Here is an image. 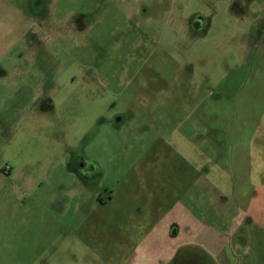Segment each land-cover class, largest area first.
<instances>
[{"label": "rangeland", "instance_id": "1", "mask_svg": "<svg viewBox=\"0 0 264 264\" xmlns=\"http://www.w3.org/2000/svg\"><path fill=\"white\" fill-rule=\"evenodd\" d=\"M263 5L0 0V264H264V221L240 257L218 202L264 161Z\"/></svg>", "mask_w": 264, "mask_h": 264}, {"label": "crops", "instance_id": "2", "mask_svg": "<svg viewBox=\"0 0 264 264\" xmlns=\"http://www.w3.org/2000/svg\"><path fill=\"white\" fill-rule=\"evenodd\" d=\"M264 6V5H263ZM263 144V143H262ZM264 145V144H263ZM263 152V151H261ZM261 152L257 151V155H260ZM264 158V154H263ZM152 163L146 164L150 166ZM250 180V187L254 190L253 195L249 199L247 205L245 206V209L236 212V210H231L230 212L228 209H230L228 206L231 207L230 203L231 201H227V197L224 196L222 199L219 197L218 202L222 203L224 202L223 206H226V213L227 217L225 220V225L228 224V231L230 232V246L232 247V250L237 253V255H240V257L245 255V248L242 247V244L247 243V236H249V229L251 230L252 227L256 226V222L264 221V161L262 165L257 164L255 167L252 168L249 176ZM219 203H203V209L206 213H208L209 218L211 217L213 220H216V216L218 214H222L221 208H218ZM177 204V203H176ZM176 204L168 205L167 211L164 215H168L170 212H172L174 206ZM182 206L181 209V215L182 218H193L192 216V210L191 208H188L186 205H183V203H179ZM202 204H198V209L201 207ZM196 207V208H197ZM224 210V209H223ZM225 211V210H224ZM192 212V213H191ZM202 217H204L205 220H207L206 215L203 211H201ZM162 218V217H161ZM163 219V218H162ZM259 229V225H258ZM153 229L149 234H152ZM183 232H186V227H183ZM209 232H214L213 226L209 228ZM249 232V233H248ZM203 233L197 232L194 237L199 238H207L206 235H202ZM194 235V233L192 234ZM147 237V236H146ZM145 237V238H146ZM144 238V239H145ZM233 242V243H232ZM203 243H206L203 242ZM232 243V244H231ZM199 247L196 244V241L193 240L190 244H183L182 247H179L177 249H174L175 252L170 253L169 258L164 260V264H216L215 261L211 258L209 248L204 246ZM236 264H243L241 262H238Z\"/></svg>", "mask_w": 264, "mask_h": 264}, {"label": "flooded vegetation", "instance_id": "3", "mask_svg": "<svg viewBox=\"0 0 264 264\" xmlns=\"http://www.w3.org/2000/svg\"><path fill=\"white\" fill-rule=\"evenodd\" d=\"M195 25H196V23L193 22V27ZM84 165H87L88 167L93 166V164L90 165V163L86 164L84 162V157H81V156L77 157L76 156V158H74V160H72V162H71V169L75 172L81 173L84 177H90L89 174H86L87 172L86 173L84 172V169L86 168V167H84ZM89 168L91 169L92 167H89ZM96 201L98 202L99 205H105L106 204V201L104 200V198L101 197L100 193L97 194Z\"/></svg>", "mask_w": 264, "mask_h": 264}]
</instances>
